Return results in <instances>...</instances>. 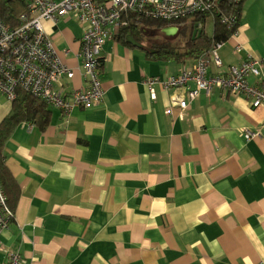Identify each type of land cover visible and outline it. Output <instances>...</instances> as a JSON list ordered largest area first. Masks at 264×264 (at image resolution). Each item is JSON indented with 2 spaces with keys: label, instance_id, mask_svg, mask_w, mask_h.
<instances>
[{
  "label": "crops",
  "instance_id": "0c3cea01",
  "mask_svg": "<svg viewBox=\"0 0 264 264\" xmlns=\"http://www.w3.org/2000/svg\"><path fill=\"white\" fill-rule=\"evenodd\" d=\"M42 27L74 73L56 89H86L75 56L83 26L68 14ZM116 31L101 51V102L68 115L51 108L44 130L22 123L4 144L0 181L14 216L0 264L11 253L26 264H264V111L219 88L192 99V81L155 85L152 98L144 80L163 81L196 59L150 58ZM216 55L220 66L204 54L209 75L258 59L260 77L246 82L259 86L264 0L243 1L236 35ZM10 109L0 96V122Z\"/></svg>",
  "mask_w": 264,
  "mask_h": 264
},
{
  "label": "built area",
  "instance_id": "2783aa9c",
  "mask_svg": "<svg viewBox=\"0 0 264 264\" xmlns=\"http://www.w3.org/2000/svg\"><path fill=\"white\" fill-rule=\"evenodd\" d=\"M24 12L19 16L17 27H8L0 21V94L13 101L17 92H25L68 115L74 108L91 109L97 106L103 97L100 67L101 51L112 29L126 26L125 13H139L143 17L176 22L192 19L195 15L216 13L219 0H22ZM72 14L83 26L79 41V51L75 55L80 59L83 76L88 87L83 90L64 94L56 89L63 78L72 79L73 71L60 60L50 38L46 35L42 21L56 24L58 20ZM225 18V17H224ZM224 20L232 22L230 19ZM236 35V31L231 37ZM223 44V43H222ZM217 44L210 51L214 64L220 66L216 55ZM234 50L239 51V46ZM67 55L68 52L64 51ZM209 61L202 55L189 69H182L177 75L161 81L158 78L146 79L143 85L154 97V86L163 89L186 88L188 82L195 83V89L189 91L192 99L200 91L209 95L214 88L234 95H244L253 109L264 111V80L259 86H250L246 77H260L258 59L243 61L240 65L230 66L225 76L209 75ZM179 118L184 117L187 103L178 100ZM169 113V111H167ZM257 136L247 132L246 140ZM14 212L8 204L7 196L0 183V237L12 220ZM0 239V252L2 251ZM1 264H26L17 253L9 254Z\"/></svg>",
  "mask_w": 264,
  "mask_h": 264
},
{
  "label": "trees",
  "instance_id": "16d2710c",
  "mask_svg": "<svg viewBox=\"0 0 264 264\" xmlns=\"http://www.w3.org/2000/svg\"><path fill=\"white\" fill-rule=\"evenodd\" d=\"M244 0H223L218 3L216 13H204L176 22H166L160 19L143 17L139 13H125L123 15L126 26L117 29L116 34L122 43L132 47L125 40L127 35L143 45L145 43L146 33L149 31L160 32L163 28L174 26L178 28L177 38L180 45L174 44L171 40L163 41L157 44V52L148 57L153 59L184 62L188 59H198L202 55L210 52L217 44L225 43L232 34L238 29L241 17L242 4ZM25 4L22 0H0V21L8 27H17L19 16L24 12ZM207 16L213 18V32L210 38L205 37L203 25ZM230 19L232 22L224 20ZM188 20L191 22L187 23ZM197 25L201 31L200 36H194L192 32ZM146 44V43H145ZM102 62V61H101ZM51 117V108L44 102L25 92H17V97L11 102L9 114L0 122V174L5 171L4 167V144L9 139L16 127L22 123H31L40 130H44L49 124Z\"/></svg>",
  "mask_w": 264,
  "mask_h": 264
},
{
  "label": "rangeland",
  "instance_id": "374dc122",
  "mask_svg": "<svg viewBox=\"0 0 264 264\" xmlns=\"http://www.w3.org/2000/svg\"><path fill=\"white\" fill-rule=\"evenodd\" d=\"M203 27H204V35H205V37L210 38L211 34L213 32V24H212L211 16H207L206 17V20H205V23H204ZM177 34L178 33H176L175 35L170 36V37H165L161 32L149 31V32H147L145 34L146 35V37H145V43L146 44L145 43H143V44L145 46H147V47H150L151 45H156L157 46V44H159V43H161L163 41H166V39H167V40H171L177 46V45H180V40L177 38ZM0 96L1 97H5L2 94H0ZM10 102H12V101H10ZM50 108H52V107H50ZM0 183H1V181H0Z\"/></svg>",
  "mask_w": 264,
  "mask_h": 264
},
{
  "label": "water",
  "instance_id": "95a60500",
  "mask_svg": "<svg viewBox=\"0 0 264 264\" xmlns=\"http://www.w3.org/2000/svg\"><path fill=\"white\" fill-rule=\"evenodd\" d=\"M220 1H223V0H220ZM165 37H170V36H173L175 35L177 32H178V28L174 27V26H168V27H165L163 28L161 31H160ZM195 34H197V36L199 37L200 34H201V31L198 30V27L197 25L195 26L193 32H192V35L194 36ZM125 40L128 44H130L131 46L135 47V48H143V45L138 43L137 41H135L131 36L127 35L125 37Z\"/></svg>",
  "mask_w": 264,
  "mask_h": 264
},
{
  "label": "flooded vegetation",
  "instance_id": "af4514ba",
  "mask_svg": "<svg viewBox=\"0 0 264 264\" xmlns=\"http://www.w3.org/2000/svg\"><path fill=\"white\" fill-rule=\"evenodd\" d=\"M147 49H150L152 52H157V46L156 45H151L150 47H146Z\"/></svg>",
  "mask_w": 264,
  "mask_h": 264
}]
</instances>
